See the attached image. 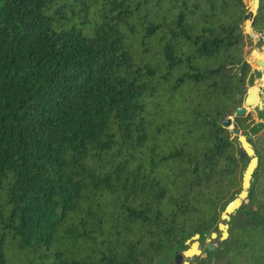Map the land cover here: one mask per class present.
Wrapping results in <instances>:
<instances>
[{
    "label": "trees",
    "instance_id": "1",
    "mask_svg": "<svg viewBox=\"0 0 264 264\" xmlns=\"http://www.w3.org/2000/svg\"><path fill=\"white\" fill-rule=\"evenodd\" d=\"M0 0V264H171L218 233L259 166L229 239L190 264H264V111L254 83L264 0Z\"/></svg>",
    "mask_w": 264,
    "mask_h": 264
},
{
    "label": "water",
    "instance_id": "2",
    "mask_svg": "<svg viewBox=\"0 0 264 264\" xmlns=\"http://www.w3.org/2000/svg\"><path fill=\"white\" fill-rule=\"evenodd\" d=\"M249 4L250 0H244ZM261 6V0H252V8L253 11H249L245 17V33L253 40L258 39L257 33L253 30V23L257 12L259 11ZM263 46L261 47V55H264V36L262 37ZM253 52L251 55H254ZM251 57L248 58L246 63L251 61ZM256 66L264 67V61H256ZM262 90V91H261ZM247 96L245 98L243 106L237 108L235 111L234 117H244L247 116L251 109L256 111L264 110V82H259L256 84L254 88L248 89L246 88ZM222 124L225 128L231 130L233 137L237 139L238 145L242 149L241 157L248 158L249 163L244 171L243 179H242V189L239 194H237L232 202H230L225 210L221 213V223L218 226V230L220 232V237L217 233H213L210 237L208 243L204 246V250L214 252L215 246L210 244L211 241L220 238L221 242H224L229 239L230 233V225L232 216L241 210L244 206V202L248 200L250 189L252 186L253 175L255 174L258 166H259V157L258 152L252 144V140L246 136L239 128H237L234 124V119L232 117L226 118L222 121ZM189 248L184 251L182 254H178L174 262L171 264H190L191 260L202 256L204 250L201 249V236L196 235L191 240L186 243ZM215 263V259L212 260V264Z\"/></svg>",
    "mask_w": 264,
    "mask_h": 264
},
{
    "label": "rangeland",
    "instance_id": "3",
    "mask_svg": "<svg viewBox=\"0 0 264 264\" xmlns=\"http://www.w3.org/2000/svg\"><path fill=\"white\" fill-rule=\"evenodd\" d=\"M249 11H253V8H252V0H250L249 2ZM259 35L261 36H264V32L262 33H259ZM263 46V43H261L258 47H256L254 49V52L255 54L254 55H249V57H251V61L249 62V64L252 65V74L254 75V83L253 85H249L247 88L248 89H251V88H254L256 86L257 83H259L260 81L261 82H264V67H261V66H256V61H264V55H261V47ZM247 58V60H248ZM262 91V90H261ZM264 111V110H263ZM248 114H252L254 116V119L257 123H260L261 122V118H260V115H259V111H256L254 109H251L250 112ZM246 135V133H245ZM252 141L255 140V138L251 137L250 138ZM248 204H249V201L246 200L244 202V210L247 211V207H248ZM218 236L220 237V232L217 233ZM210 240V238H207L205 242H201V249L204 250V246L208 243V241ZM221 241H220V238L216 239V240H213L211 241L210 244L214 245L215 246V250H217V248L219 247ZM187 246V245H186ZM189 248V246H187V249ZM204 254H202V256L200 257H203ZM194 260V259H193ZM191 260V261H193ZM225 260H224V256H222V258L220 260H215V263L214 264H224Z\"/></svg>",
    "mask_w": 264,
    "mask_h": 264
}]
</instances>
